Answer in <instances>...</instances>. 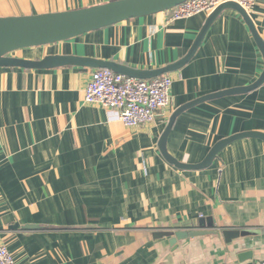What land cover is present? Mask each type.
<instances>
[{"label": "crops", "instance_id": "0c3cea01", "mask_svg": "<svg viewBox=\"0 0 264 264\" xmlns=\"http://www.w3.org/2000/svg\"><path fill=\"white\" fill-rule=\"evenodd\" d=\"M112 0H0V16L79 9ZM264 41V0L248 12ZM209 13L131 18L74 38L15 51L24 59L77 55L156 69L182 58ZM262 55L240 14L223 10L193 57L169 72V104L151 123L126 127L84 101L95 68L0 67V243L15 264H261L264 261V141L240 138L202 169L168 163L158 140L172 112L203 95L253 83ZM264 133V81L199 103L177 116L168 153L198 163L217 141ZM217 234L172 247L158 229ZM39 225L38 228H25ZM222 229L248 234L226 242Z\"/></svg>", "mask_w": 264, "mask_h": 264}, {"label": "water", "instance_id": "95a60500", "mask_svg": "<svg viewBox=\"0 0 264 264\" xmlns=\"http://www.w3.org/2000/svg\"><path fill=\"white\" fill-rule=\"evenodd\" d=\"M185 0H112L73 10L48 12L19 16H0V67L49 69L63 66H80L87 68H104L128 77L149 80L175 71L186 64L195 54L209 27L217 16L225 9L237 11L246 23L264 61V41L258 35L248 12L238 3L227 1L215 7L206 18L194 42L187 53L177 61L156 69H138L114 60H101L77 55H47L41 59H24L12 55L15 51L65 41L76 36L136 17H143L167 11ZM264 81V68L259 77L246 86L234 87L211 93L189 101L175 109L158 140V148L164 159L180 169L197 170L209 166L217 157L218 152L226 145L240 138H258L264 141V133L245 131L223 138L210 148L205 157L198 163H183L172 157L166 148V140L177 118L185 110L215 98L247 93L256 89ZM39 225H26L25 228L35 229ZM199 228L195 229H158L152 233L154 238H169L174 247L178 241L194 236L217 234L210 217L199 219ZM221 235L228 242L238 236L248 234L238 229H222Z\"/></svg>", "mask_w": 264, "mask_h": 264}, {"label": "built area", "instance_id": "2783aa9c", "mask_svg": "<svg viewBox=\"0 0 264 264\" xmlns=\"http://www.w3.org/2000/svg\"><path fill=\"white\" fill-rule=\"evenodd\" d=\"M233 1L249 12L254 0H185L173 7L171 19L200 12L210 13L219 4ZM172 77L169 74L141 80L98 68L91 72L84 89L86 103L100 104L114 113L126 127L151 123L169 104ZM0 264H15L5 245L0 243ZM264 264V261L261 263Z\"/></svg>", "mask_w": 264, "mask_h": 264}]
</instances>
